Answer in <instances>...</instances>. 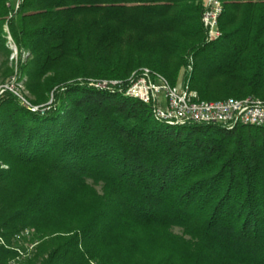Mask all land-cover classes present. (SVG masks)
<instances>
[{
  "label": "trees",
  "instance_id": "16d2710c",
  "mask_svg": "<svg viewBox=\"0 0 264 264\" xmlns=\"http://www.w3.org/2000/svg\"><path fill=\"white\" fill-rule=\"evenodd\" d=\"M220 2L219 37L207 41L202 0H22L11 17L0 0V55H10L5 27L31 55L32 103L51 100L32 113L0 95V264H149V243L166 236L193 264H264V128L169 126L124 95L131 73L148 68L187 81L200 101L264 102V0ZM81 12L158 49L86 62L82 38L60 22Z\"/></svg>",
  "mask_w": 264,
  "mask_h": 264
},
{
  "label": "built area",
  "instance_id": "2783aa9c",
  "mask_svg": "<svg viewBox=\"0 0 264 264\" xmlns=\"http://www.w3.org/2000/svg\"><path fill=\"white\" fill-rule=\"evenodd\" d=\"M10 9L9 17L17 12L22 0H4ZM203 10L201 24L206 33L207 41L219 37L218 19L222 13L220 0H202ZM7 39L11 41L10 37ZM15 52V50H14ZM13 56H11L12 58ZM139 71V72H138ZM134 72L129 78V84L124 90L126 97L136 99L147 105L153 119L169 126H187L192 124L218 125L226 129L238 126L264 128V102L246 97L242 99L227 98L218 101H200L188 82L181 85H171L160 74L142 68ZM191 69L187 67V75ZM115 82H100V88L114 86ZM1 92L12 94L28 111L38 112V107L31 106L22 95L20 87L6 86ZM25 231L20 237L27 236ZM17 239L19 236H15ZM0 246H4L0 238ZM33 245L29 246L31 249Z\"/></svg>",
  "mask_w": 264,
  "mask_h": 264
},
{
  "label": "rangeland",
  "instance_id": "374dc122",
  "mask_svg": "<svg viewBox=\"0 0 264 264\" xmlns=\"http://www.w3.org/2000/svg\"><path fill=\"white\" fill-rule=\"evenodd\" d=\"M10 9H12V6ZM60 22L70 34L82 38L80 52L83 53L84 61L86 62L89 60L92 54L95 53L97 55L101 54V57L104 58L107 57L128 60L132 59L140 52L147 53L150 51H156L158 49V46L154 44L155 41L142 34L139 30L130 28L121 21L108 22L103 13L81 12L61 14ZM3 35L8 36L5 27L3 28ZM85 36L87 39H84ZM5 40V46L10 52V55L6 61L0 55V95L3 93L1 90H3L6 86L20 87L22 95L26 101L29 104L36 106L32 103L33 97L29 94L25 86L26 75L24 70L28 68L27 64L31 60V55L26 52H21L18 54L12 39L9 41L6 37ZM11 56L13 57L11 58ZM77 60V58H72L70 60L68 59L63 61L61 64L56 66L55 71L69 70L74 65L78 64ZM133 73H131V75ZM50 102L51 100L49 97L46 103L37 105V107L44 108L50 104ZM172 129L175 130L176 128ZM2 168L4 169L5 167L2 166ZM169 233L174 237H181L184 240L188 239V237L183 235V229L180 227L171 228ZM169 240L173 244H171ZM149 251L151 252L152 256H155L152 260L151 258L143 260L149 264L194 263L188 252L179 249L178 245L174 244L173 239L168 238L167 236L150 242Z\"/></svg>",
  "mask_w": 264,
  "mask_h": 264
},
{
  "label": "water",
  "instance_id": "95a60500",
  "mask_svg": "<svg viewBox=\"0 0 264 264\" xmlns=\"http://www.w3.org/2000/svg\"><path fill=\"white\" fill-rule=\"evenodd\" d=\"M31 105V104H30ZM31 106H33V105H31ZM33 107H37V106H33ZM39 108V107H38ZM42 108V107H41ZM41 108H39L41 111H43V109H41Z\"/></svg>",
  "mask_w": 264,
  "mask_h": 264
}]
</instances>
